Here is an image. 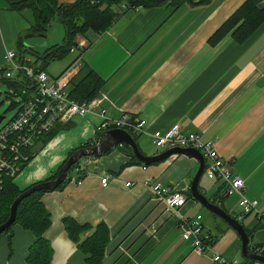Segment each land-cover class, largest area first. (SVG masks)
I'll return each mask as SVG.
<instances>
[{
    "label": "crops",
    "instance_id": "obj_1",
    "mask_svg": "<svg viewBox=\"0 0 264 264\" xmlns=\"http://www.w3.org/2000/svg\"><path fill=\"white\" fill-rule=\"evenodd\" d=\"M22 1L0 0V48L18 42L21 33H32L36 25L31 9L13 8ZM201 1L185 0L172 6L169 0L155 7L129 9L123 0L111 7L115 19L108 31L79 36L77 45L62 58L51 59L45 72L57 78L69 71V93L90 73L98 76L102 86L96 99L108 116L127 114L147 122L148 134L136 138L145 156L160 153L149 134L167 132L175 124L210 141L232 171L245 180V194L259 202L262 215L255 211L239 219L243 213L240 196H226L222 182L209 179L205 172L199 190L242 224L250 246H259L264 244V25L243 43L229 34L212 45V35L246 0ZM76 2L58 0L59 5ZM260 6L264 7V0ZM52 47L28 51L44 57ZM26 52L16 61L44 66L43 60L26 59ZM21 75L0 81L9 96L11 92L23 102L34 89L24 75L25 80L18 81ZM100 121L92 113L57 125L52 138L36 145L37 155L14 179L18 189L48 180L76 149L96 145ZM120 146L96 157L81 183L72 172L73 179L64 188L43 195L42 204L51 215L44 237L53 249L52 264H87L88 256L79 244L93 230L71 238L66 219L80 226L106 225L109 244L102 264H220L214 261L215 254L246 264L239 234L189 196L200 166L197 159L177 154L150 166L133 164L121 169L131 157ZM105 175L110 176L107 187L101 184ZM129 182L131 186L126 185ZM156 182L186 195L187 203L178 214L152 192L151 184ZM179 216H202L213 253L194 251L182 236ZM35 241L31 231L15 225L10 233L0 235V264H26Z\"/></svg>",
    "mask_w": 264,
    "mask_h": 264
},
{
    "label": "built area",
    "instance_id": "obj_2",
    "mask_svg": "<svg viewBox=\"0 0 264 264\" xmlns=\"http://www.w3.org/2000/svg\"><path fill=\"white\" fill-rule=\"evenodd\" d=\"M138 9V8H135ZM77 42V41H76ZM77 45V43H76ZM17 54L8 50L4 60L6 68L0 67V79H12L17 74H23L31 83L34 93L21 105L15 116L0 129V191L7 178H16L22 170V162L27 160L23 151L36 150L41 139L55 129L59 124H67L76 117L88 114H98L101 121L98 127L99 144L104 133L113 129H122L132 136L148 134L147 122L140 118H131L125 114L120 118L108 116L100 99L90 102H78L69 95L71 77L69 71L57 78H52L47 72H37L26 61L17 62ZM152 145L158 151L165 152L174 148H193L205 157V170L211 180H219L224 186L226 196L238 194L239 206L244 215L258 211L259 202L246 196L245 180L235 174L228 162L214 148V145L198 133L183 130L180 124H175L167 132L155 131L150 134ZM96 157H86L78 162L76 171L86 173ZM84 178H76L81 183ZM110 176L101 179L103 187H107ZM131 186L129 182L126 184ZM151 190L156 197L165 203L167 208L178 214L179 209L186 205V195L175 187L163 185L160 182L151 184ZM264 214V212H263ZM262 215V214H261ZM180 217L179 227L185 240L190 241L197 254L210 250L209 236L204 234L202 216L195 218ZM250 246L249 248H251ZM251 250V249H250ZM252 251V250H251ZM253 252V251H252ZM264 256V244L254 246V252ZM214 261L220 264H239L237 260L229 262L226 258L215 254Z\"/></svg>",
    "mask_w": 264,
    "mask_h": 264
},
{
    "label": "trees",
    "instance_id": "obj_3",
    "mask_svg": "<svg viewBox=\"0 0 264 264\" xmlns=\"http://www.w3.org/2000/svg\"><path fill=\"white\" fill-rule=\"evenodd\" d=\"M121 1L123 0H77L76 3L71 5H59L58 0H25L14 4L13 8L15 10L22 11L25 8H29L33 11L36 25L32 30V33L35 35H45L49 25L56 18H59L63 22L66 30L65 43L63 45L54 46L45 51L42 55L45 57L44 59L40 57L36 58L35 62L37 63L38 61L43 60L42 63H44V66L41 65L40 67H37L32 64L31 67H33L37 72L45 71L46 66L51 59L62 58L70 52L71 48L76 45V40L79 36L86 37L89 33L103 34L108 31L115 19V15L112 12L111 7ZM124 1H126V6L129 9H135L140 7L150 8L163 5L169 0ZM184 1L185 0H173L171 5L178 6ZM210 1L211 0H202L201 3L204 4ZM262 1L263 0H246V2L212 35L210 43L215 45L229 34L238 43H243L249 39V37L260 26L264 25V7L260 6ZM103 6H106V8L103 9ZM101 86L102 80L95 74L90 73L75 87L71 93H69V95L78 102H90L98 96ZM23 102H13L11 109L16 108V106L21 105ZM56 128L57 126L55 129ZM55 129L45 135L41 140L46 143L54 135L56 131ZM133 137L137 141V136ZM90 146H93V144H85L84 146L76 149L74 152L81 148ZM120 147L123 148L126 155L131 157V160L123 165L121 169L133 164L144 165L138 159L133 157L130 146L123 144ZM38 151V149H26L23 151L25 157L28 158L22 162V168L26 163H28V161L32 160L34 156L37 155ZM74 152H72L70 156ZM109 152H106L105 154ZM68 159L58 169V171L46 181L55 180L59 170L66 164ZM77 165L78 163L70 169L64 183L56 190L64 188L67 183L72 181V172H75L78 178H84L85 173L76 171ZM36 184L31 185L25 190H20L16 186L14 178H7L4 181L3 189L0 191V226H2L9 219L11 208L15 200ZM51 191L54 190L35 192L24 198L18 205L16 222L11 228L3 233H10L15 225H20L34 234L36 241L29 249L26 264H52L53 249L51 244L44 237L45 232L51 224V215L45 209L41 201L43 195ZM189 196L192 197L191 192L189 193ZM212 202L214 201L212 200ZM64 225L70 237L74 239L75 235L80 236L87 231L93 230V233L79 244V248L85 255L88 256L86 259L87 264H102L106 248L109 244V230L106 225L99 224L96 227L89 225L80 226L70 219H66L64 221ZM11 236L12 235L10 234V237ZM250 249L254 252V247H251ZM244 262L246 264L256 263L255 261L247 258H244Z\"/></svg>",
    "mask_w": 264,
    "mask_h": 264
},
{
    "label": "water",
    "instance_id": "obj_4",
    "mask_svg": "<svg viewBox=\"0 0 264 264\" xmlns=\"http://www.w3.org/2000/svg\"><path fill=\"white\" fill-rule=\"evenodd\" d=\"M25 51L22 52V57L24 58ZM38 58L41 57L38 54H35ZM6 118V116H0V123ZM128 145L132 149V155L138 159L144 165H152L158 162L165 161L173 155L184 154L189 157L195 158L199 161V170L192 182L191 192L192 197L202 204L209 212L218 216L224 220L229 226H231L241 237L242 241V255L243 257L253 260L257 263L264 264V256L257 255L250 250V237L245 231L242 224L235 218H233L229 213L221 209L219 206L212 204L206 196H204L199 190V182L201 177L204 174L205 170V157L201 152L193 148H174L162 153H159L155 156H145L140 151L138 144L134 137L127 131L122 129H113L106 131L104 133L103 140L96 145L85 147L74 152L66 162V164L59 170L57 178L55 180H50L46 182H41L36 184L34 187L28 191L21 194L14 202L11 208V214L7 222L0 226V235L5 233L9 228H11L16 222V213L19 203L29 195L35 192L44 191V190H56L60 185H62L67 178V175L70 169L79 162L83 157H98L112 148L120 145Z\"/></svg>",
    "mask_w": 264,
    "mask_h": 264
},
{
    "label": "rangeland",
    "instance_id": "obj_5",
    "mask_svg": "<svg viewBox=\"0 0 264 264\" xmlns=\"http://www.w3.org/2000/svg\"><path fill=\"white\" fill-rule=\"evenodd\" d=\"M65 35L66 34L64 27L59 19H55L52 22L46 35H35L31 32L21 33L18 37V42L12 45H8L7 47H5L3 44L2 48H0V67H4L6 64L4 57L8 50H12L16 54H18L17 57H19L20 54L22 56L23 51H27L26 59H32V61H34L37 58L35 56L36 53L29 52V49L42 52L48 47L63 45L65 41ZM19 42H22V48H20ZM17 79L18 81L25 80L23 75H21ZM8 92L9 90L7 86L2 85L0 81V116H6V118L0 123V129L4 127L15 116L18 111V108L11 109L12 103L20 102L21 100L19 97H14L15 95L11 92V96H9L7 94ZM138 143L141 145V140L139 141V138Z\"/></svg>",
    "mask_w": 264,
    "mask_h": 264
}]
</instances>
